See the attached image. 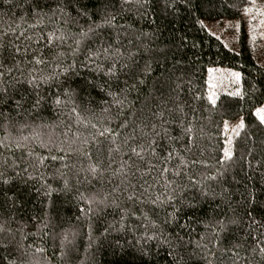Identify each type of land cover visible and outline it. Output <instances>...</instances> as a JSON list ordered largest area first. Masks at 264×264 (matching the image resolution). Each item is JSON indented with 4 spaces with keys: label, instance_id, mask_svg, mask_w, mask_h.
<instances>
[{
    "label": "trees",
    "instance_id": "obj_1",
    "mask_svg": "<svg viewBox=\"0 0 264 264\" xmlns=\"http://www.w3.org/2000/svg\"><path fill=\"white\" fill-rule=\"evenodd\" d=\"M262 1L0 0V264H264Z\"/></svg>",
    "mask_w": 264,
    "mask_h": 264
},
{
    "label": "rangeland",
    "instance_id": "obj_2",
    "mask_svg": "<svg viewBox=\"0 0 264 264\" xmlns=\"http://www.w3.org/2000/svg\"><path fill=\"white\" fill-rule=\"evenodd\" d=\"M244 31L258 63L264 65V1L252 3L243 15ZM241 19L202 21L207 31L219 38L222 43L236 49L241 34ZM238 50V47L236 51ZM240 73L226 67H210L207 70V96L215 101L220 94H236L239 91ZM254 115L261 121L264 118V103L254 110ZM242 118L223 122L225 153L230 152L232 139L241 129Z\"/></svg>",
    "mask_w": 264,
    "mask_h": 264
},
{
    "label": "snow or ice",
    "instance_id": "obj_3",
    "mask_svg": "<svg viewBox=\"0 0 264 264\" xmlns=\"http://www.w3.org/2000/svg\"><path fill=\"white\" fill-rule=\"evenodd\" d=\"M124 2L126 3L127 0H124ZM113 19H114V17H113ZM108 22H109V21H107V20L105 21V23H108ZM89 31H91V29H89ZM17 51H19V49H17ZM0 75H2V73H0ZM213 103H215V101H213ZM37 104H39V101H37ZM261 122L264 123V118H262ZM242 126H243V125L241 124V127H242ZM133 151H135V149H133ZM225 155L228 156V157H230V156L232 155V153L226 151ZM261 252H264V249H261Z\"/></svg>",
    "mask_w": 264,
    "mask_h": 264
}]
</instances>
